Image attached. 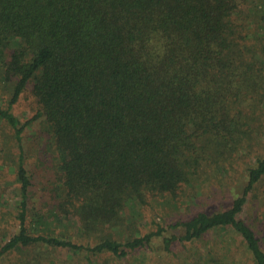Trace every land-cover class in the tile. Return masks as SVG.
Returning <instances> with one entry per match:
<instances>
[{"label":"trees","instance_id":"trees-1","mask_svg":"<svg viewBox=\"0 0 264 264\" xmlns=\"http://www.w3.org/2000/svg\"><path fill=\"white\" fill-rule=\"evenodd\" d=\"M250 2L0 0V85L11 90L0 119L21 193L19 230L0 246V264H59L48 249L120 264L158 238L171 252L219 232L264 264V151L241 167L231 200L168 226L154 219L145 232L126 214L133 203L180 207L188 188L197 196L209 172L236 169L264 136V0L256 12ZM22 100L32 109L25 121L14 113ZM35 124L44 176L27 165ZM253 200L254 225L242 217ZM68 221L77 240L51 227ZM214 253L191 264H223Z\"/></svg>","mask_w":264,"mask_h":264},{"label":"rangeland","instance_id":"rangeland-1","mask_svg":"<svg viewBox=\"0 0 264 264\" xmlns=\"http://www.w3.org/2000/svg\"><path fill=\"white\" fill-rule=\"evenodd\" d=\"M252 2V0H250ZM250 2V3H251ZM263 0H256L257 8L255 12L261 10L260 4ZM250 4L246 5L245 10L247 13H251ZM254 14V13H253ZM11 96V90L7 89L4 85H0V106L7 108L8 101ZM30 101L22 100L14 106V113L23 121L28 120L32 114ZM248 110L252 112L251 107ZM264 108V105H263ZM259 113V110H258ZM257 122V121H256ZM42 127V125H41ZM43 127L41 128V130ZM38 124L29 126L25 131V140L28 143V159L27 165L31 168V172L39 175H46L41 160V140L44 138V133H40ZM39 138V140H37ZM12 132L11 128L0 119V246L7 242L14 234L19 230V222L17 221L18 207L21 200L20 185L16 178V163L17 149L15 144H12ZM255 145L253 148L244 147V150L240 153V158L236 169L231 170L229 173L214 171L209 172V179L206 184L208 187L202 186L198 190L197 196L194 195L195 191L192 188H188L186 195L192 196L189 201L182 203L180 207L175 208L173 205L166 204L165 206L156 201H151V204L142 206L140 203L131 204L126 214L129 221L133 222V219L138 220L141 232L147 230H156L153 226V220L161 222L165 226L177 222L180 219H186L199 210L205 209L210 204H220L225 200L233 199L234 190L241 185L239 182V172L241 167L243 168L248 162H252L253 159L261 155L264 151V136L262 138L255 139ZM50 171L53 174V169L50 167ZM212 182V184H211ZM41 189L39 194L34 198L33 207H37L38 198L42 196ZM216 204V205H217ZM260 200H253V203L248 206L242 217L249 223L256 222L255 217L258 214L260 208ZM32 214V213H30ZM133 217V218H132ZM53 230L57 232H64L66 236L77 240L79 232L75 221H68L62 223H51ZM116 237L127 238L129 232L127 230L115 229ZM168 234H171V229L168 230ZM140 235V234H139ZM237 240L231 233L219 232L209 235L201 242L195 244L187 243H174L171 252H167L164 248L161 238L156 239L154 242V250L148 252V254H142V252H136L135 258L129 259L127 262L120 264H191L193 260H196L200 256H205L208 250L215 251L216 256L224 257L223 264H253L250 256L245 251H241L238 248ZM51 251L52 253H50ZM49 256L58 261L59 264H86L83 261V255H76L69 249H58L52 251L48 249ZM104 255L94 257V260L98 263H103ZM143 258V260H142ZM14 259V255H11V260ZM141 263H140V262ZM0 262H5L3 259ZM221 264V263H219Z\"/></svg>","mask_w":264,"mask_h":264}]
</instances>
